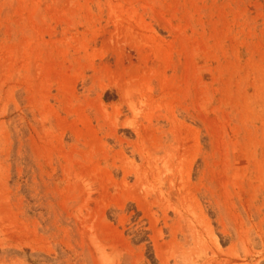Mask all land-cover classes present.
<instances>
[{"label": "rangeland", "instance_id": "1", "mask_svg": "<svg viewBox=\"0 0 264 264\" xmlns=\"http://www.w3.org/2000/svg\"><path fill=\"white\" fill-rule=\"evenodd\" d=\"M0 264H264V0H0Z\"/></svg>", "mask_w": 264, "mask_h": 264}]
</instances>
